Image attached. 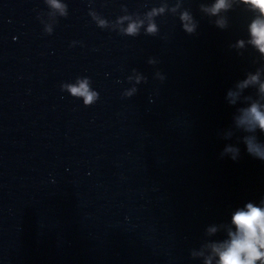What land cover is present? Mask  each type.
Wrapping results in <instances>:
<instances>
[{
    "label": "water",
    "instance_id": "obj_1",
    "mask_svg": "<svg viewBox=\"0 0 264 264\" xmlns=\"http://www.w3.org/2000/svg\"><path fill=\"white\" fill-rule=\"evenodd\" d=\"M214 3L0 0V264H217L235 212L264 208L244 142L264 133L236 126L264 111L258 84L237 89L264 83L257 13ZM81 82L89 104L69 90Z\"/></svg>",
    "mask_w": 264,
    "mask_h": 264
},
{
    "label": "clouds",
    "instance_id": "obj_2",
    "mask_svg": "<svg viewBox=\"0 0 264 264\" xmlns=\"http://www.w3.org/2000/svg\"><path fill=\"white\" fill-rule=\"evenodd\" d=\"M243 5L250 6V9L257 13L255 18L248 25V43L256 48L261 55H264V0H239ZM231 5L228 0H215L210 8L206 9L210 15L216 16L221 11H229ZM160 12L163 9H159ZM156 14L153 10L152 15ZM184 23V31L188 34L195 32L196 26L191 24L187 14L181 17ZM141 24L130 23L126 29V34L136 36ZM216 26L224 29L227 27L226 20H217ZM157 32L156 25L150 23L147 33L154 35ZM243 47L244 42L240 41L237 45ZM163 80L164 77H161ZM259 85V93L264 97V83L260 82V71L255 75H248V78L237 85L238 90L248 88L250 85ZM73 95L83 96L85 103L89 104L93 100V94L88 92L87 82L79 83L78 87H70ZM239 96V91H229V103L235 104ZM236 126L245 132H254L257 128L264 133V111L261 110L259 103H253L251 107L242 109L241 114L236 119ZM245 144L248 154L264 161V143L257 141L255 137L245 138ZM225 153H232V159L238 156V149L228 147ZM232 224L235 231L228 232V239L222 243L211 244L209 247L214 256L219 257L217 264H264V208L256 207L248 203L244 209L238 210L232 216ZM215 232L216 229H211ZM206 264H211L210 260Z\"/></svg>",
    "mask_w": 264,
    "mask_h": 264
}]
</instances>
